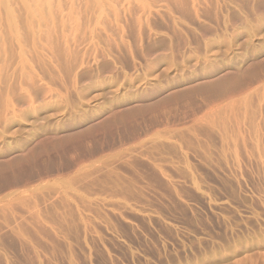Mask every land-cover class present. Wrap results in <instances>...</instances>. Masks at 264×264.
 <instances>
[{
  "label": "rangeland",
  "instance_id": "rangeland-1",
  "mask_svg": "<svg viewBox=\"0 0 264 264\" xmlns=\"http://www.w3.org/2000/svg\"><path fill=\"white\" fill-rule=\"evenodd\" d=\"M0 264H264V0H0Z\"/></svg>",
  "mask_w": 264,
  "mask_h": 264
}]
</instances>
